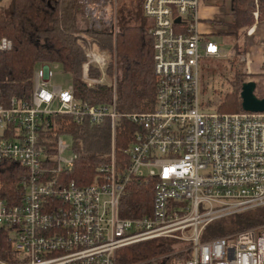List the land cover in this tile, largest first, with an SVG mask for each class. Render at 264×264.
<instances>
[{
  "label": "built area",
  "instance_id": "obj_1",
  "mask_svg": "<svg viewBox=\"0 0 264 264\" xmlns=\"http://www.w3.org/2000/svg\"><path fill=\"white\" fill-rule=\"evenodd\" d=\"M116 1L83 0L84 16L115 27ZM199 3L142 1L152 21L156 95L150 111L118 114L115 81L112 102L91 106L75 98L71 86H50L47 63L33 74L29 102L0 106V163L23 171L17 194L0 197V231L10 243L0 264H123L124 249L151 240L165 241L169 250L124 264H264L258 228L202 239L211 223L264 206V113H219L204 103L200 62L226 55L201 32ZM10 49L11 42L0 39V51ZM86 58L81 80L92 88L103 78L89 77L88 67L102 69L105 57L87 42ZM57 116L76 124L109 119L111 150L88 185L64 177L76 155L63 158L62 136L45 135L55 129L47 117ZM120 117L138 127L127 161L115 156ZM131 177L152 180L151 212L122 219L119 199Z\"/></svg>",
  "mask_w": 264,
  "mask_h": 264
},
{
  "label": "trees",
  "instance_id": "obj_2",
  "mask_svg": "<svg viewBox=\"0 0 264 264\" xmlns=\"http://www.w3.org/2000/svg\"><path fill=\"white\" fill-rule=\"evenodd\" d=\"M143 0H118L117 24L95 27L83 13V0H10L7 10L0 8V39L11 42V49L0 51V106L6 107L12 99L29 102L33 90V74L42 63L58 64L69 74L75 98L91 106H107L112 102L115 81L117 113H142L154 106L156 78L153 70L152 21L142 11ZM225 4L226 0H222ZM229 21L218 23L225 34L234 40L230 56L212 61L214 74L228 85L219 95L216 110L219 113L242 112L240 91L243 83H255L254 95L264 98V72L248 74L240 57L247 52V30L264 23V0H227ZM221 4V5H222ZM7 11V12H6ZM209 21H214L209 19ZM241 41V42H240ZM87 42L105 55L102 69L89 65L88 76L103 78L88 88L81 80L82 66L87 61ZM227 66L232 73L226 74ZM208 81L200 76L202 95ZM55 127L45 135L70 137L71 149L76 155L70 171L64 173L68 181L79 186L92 183L96 168L107 161L110 153V122L76 124L69 116L47 117ZM138 127L120 117L115 132V156L126 160L128 145ZM22 169L13 162L0 163V197L10 200L17 194V179ZM152 180L131 177L119 199L118 213L122 219H137L149 215L152 203ZM218 221V222H217ZM211 223L203 232L207 240L237 231L261 227L264 233V206L241 212ZM163 240L137 243L123 250L120 263L136 262L169 250ZM10 243L8 235L0 231V256L6 258Z\"/></svg>",
  "mask_w": 264,
  "mask_h": 264
},
{
  "label": "rangeland",
  "instance_id": "obj_3",
  "mask_svg": "<svg viewBox=\"0 0 264 264\" xmlns=\"http://www.w3.org/2000/svg\"><path fill=\"white\" fill-rule=\"evenodd\" d=\"M10 0H0V8L2 7L4 10H7ZM118 0L116 1V3ZM222 0H200L198 11L200 16V27L202 33L211 41L215 42L217 46L224 52L226 55L224 58L230 56L232 53V47L234 44V40L225 34H220L223 30L222 26L218 23V21L225 20L229 21V16L226 14L229 9V4L227 0L225 4H222ZM222 4V5H221ZM7 12V11H6ZM118 12V10H117ZM209 19L214 21H209ZM254 24L252 27H255L258 23L256 22V18L254 17ZM117 13H116V21L115 27L117 24ZM96 28L100 25H94ZM114 27V29H115ZM241 42V41H240ZM104 57L105 55L102 54ZM247 55V54H246ZM242 60V58L240 57ZM246 65V63H245ZM245 65L242 67L246 69ZM39 68V66H38ZM49 68L52 72V77L50 79V86L60 87L63 90L68 89L71 86V78L69 74L65 73L61 66L58 64H49ZM226 74H231L232 71L229 66L226 68ZM214 72L213 62L212 61H202L199 65V74L200 76L205 77L206 81H208L207 92L202 95V91L200 89V95L206 103V105L210 107H214L216 109V103L219 95L223 94L228 89V85L221 80V78L214 74L211 78V75ZM61 141L68 148L65 149L62 153V157L65 159H70L73 157V151L71 149V139L68 136H62ZM218 222V221H217ZM216 223V222H215ZM259 230L261 227H257Z\"/></svg>",
  "mask_w": 264,
  "mask_h": 264
},
{
  "label": "crops",
  "instance_id": "obj_4",
  "mask_svg": "<svg viewBox=\"0 0 264 264\" xmlns=\"http://www.w3.org/2000/svg\"><path fill=\"white\" fill-rule=\"evenodd\" d=\"M201 29V27H200ZM203 30H201L202 32ZM205 32V31H204ZM203 32V33H204ZM247 52L241 58L245 61L246 72L257 74L264 72V23H258L247 30ZM247 54V55H246Z\"/></svg>",
  "mask_w": 264,
  "mask_h": 264
},
{
  "label": "water",
  "instance_id": "obj_5",
  "mask_svg": "<svg viewBox=\"0 0 264 264\" xmlns=\"http://www.w3.org/2000/svg\"><path fill=\"white\" fill-rule=\"evenodd\" d=\"M177 22V20H176ZM255 83L247 81L242 84L240 91L241 109L245 112L264 113V98L254 95Z\"/></svg>",
  "mask_w": 264,
  "mask_h": 264
}]
</instances>
